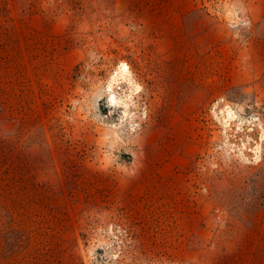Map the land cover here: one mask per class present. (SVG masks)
<instances>
[{"label": "rangeland", "instance_id": "rangeland-1", "mask_svg": "<svg viewBox=\"0 0 264 264\" xmlns=\"http://www.w3.org/2000/svg\"><path fill=\"white\" fill-rule=\"evenodd\" d=\"M0 264H264V0H0Z\"/></svg>", "mask_w": 264, "mask_h": 264}, {"label": "bare ground", "instance_id": "bare-ground-1", "mask_svg": "<svg viewBox=\"0 0 264 264\" xmlns=\"http://www.w3.org/2000/svg\"><path fill=\"white\" fill-rule=\"evenodd\" d=\"M126 65V64H125ZM118 79V78H117ZM231 111H229V113H230Z\"/></svg>", "mask_w": 264, "mask_h": 264}]
</instances>
